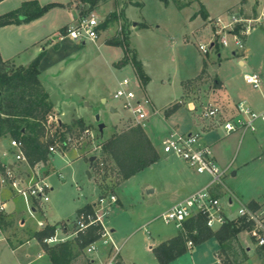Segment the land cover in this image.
<instances>
[{"label":"rangeland","instance_id":"obj_1","mask_svg":"<svg viewBox=\"0 0 264 264\" xmlns=\"http://www.w3.org/2000/svg\"><path fill=\"white\" fill-rule=\"evenodd\" d=\"M178 1L188 5L179 8L176 0H169L168 5L162 0H105L88 14H84L87 10L84 4L80 5V17L95 15L98 18L101 24L99 40L97 43L82 42L73 56L45 70L42 81L51 101L64 112L63 121L67 122L76 110L75 116H83L94 138L82 137L79 142L75 140L67 150L49 155L47 163L34 166L21 164V172L32 170L44 176L50 174L48 182L53 191L48 204L43 208L36 205L34 216L31 214L33 204H26L22 196L7 199L9 192L8 196H4L7 213L0 212L3 221L0 227V264L50 263L43 255L42 245L36 239L30 240L38 229V223L58 225L59 238L73 240L76 236L73 224L77 209L85 203L96 202L100 191L104 195L116 193L120 198V202L112 206L104 223L112 241L121 248V257L128 264H160L154 248L177 235L178 231H184V228L166 225L160 218L171 204L165 195L167 186L170 188L175 181L169 175L170 170L183 166V162L173 157L166 159L169 155L164 153L161 141L168 126L182 118L179 125L185 127L184 118L191 117L183 109L180 114L167 120V110L176 103H180L181 108L187 103H194L196 111L193 113L199 114L211 129V132L203 133L202 138L216 140L212 151L219 167L227 170L222 185L224 192L219 196L226 215L235 218L238 208L252 200L264 206V134L247 132L242 137L243 133L238 131L226 135L221 126L215 127L213 122L210 124L201 115L206 105L202 99L208 95L211 97V93L217 91V78L224 82L225 91L232 102H264V24L244 22L236 26V32L241 30L239 28L246 30L252 27L250 34L243 37V48L236 45L231 28H224L230 24L233 14L242 19H255L259 11L258 0ZM202 9L208 13V18H203ZM107 21V27L103 28ZM108 38L107 42L121 40L129 43L130 51L137 54L150 78L146 87L137 79L132 65H123L124 57L117 62L104 47ZM223 39L227 40V47L222 44ZM201 45L207 47V54L200 51ZM204 62L205 71L200 76ZM248 74L260 77L261 93L245 82L244 77ZM125 79L132 83L131 90L136 94V102H144L147 98L151 100V105L146 106L149 118L143 124L156 143L160 160L152 169L118 188L121 178L116 172L101 181V170L96 164L101 161L100 150L96 148L113 134L134 125L130 110L124 107L122 101L114 98L119 83ZM220 101L219 96H213L214 104L229 117ZM112 109L117 112H112ZM97 116L100 117L99 122L96 121ZM100 123L106 125L103 133L99 131ZM181 131L184 132L183 129ZM209 133L210 137L207 138ZM7 144L9 142L5 146ZM92 157L97 158L91 167ZM139 179H143L144 185L150 184L156 188V194L149 195L144 187L142 195L137 184ZM230 198L234 202L232 207L229 206ZM154 200L157 202L153 203ZM64 225H67L68 231L62 233ZM22 237L30 242L25 241L22 246L15 244ZM243 238L247 239V236L243 235ZM98 248H103V244H99ZM217 251L216 240L210 239L189 249L169 264H218ZM85 252L79 255L83 264H86Z\"/></svg>","mask_w":264,"mask_h":264},{"label":"trees","instance_id":"obj_2","mask_svg":"<svg viewBox=\"0 0 264 264\" xmlns=\"http://www.w3.org/2000/svg\"><path fill=\"white\" fill-rule=\"evenodd\" d=\"M2 1L4 0H0V2ZM75 1L84 4L85 7L89 6V9L84 11V14H88L105 0ZM162 1L166 5L169 4V0ZM176 3L179 8L188 5L181 4L178 0ZM55 7H61V5L41 6L37 1L25 2L20 8L0 16V27L28 24L41 18ZM114 14L116 15V13ZM201 14L204 19L209 16L204 9H202ZM108 22H105L103 28L107 27ZM66 30L67 28L63 29L61 33L65 34ZM109 43L123 49V65H132L137 79L146 87L150 78L144 70L143 63L138 60L137 54L130 51L129 43H124L121 40H112ZM55 48L58 49L59 46L57 45ZM45 57L46 52H42L29 66L17 67L10 61H4L0 54V144L10 139L22 142L24 154L30 166L47 163L49 146L53 143V139L48 135L45 126L49 116L54 115V106L49 93L39 78L41 74L40 64ZM204 71L203 68L200 76ZM219 85L220 81L216 79L215 87L218 88ZM180 108L181 104L176 103L167 110L166 115L169 116ZM88 128L84 119H75L70 124H59L55 137L63 143V148L67 150L69 148L68 137L79 138ZM100 146L99 159L101 161L96 164H99L101 170L99 173L101 181L107 179L110 173L116 172L122 183L160 160L156 146L141 125H131L127 129L113 134ZM0 170L3 171L4 168L1 167ZM251 204L256 207V204ZM93 212V206L88 205L78 210L77 214H91ZM2 223L3 221L0 219V227ZM57 226L47 225L32 236L42 245L53 264H72L87 246L98 241L104 233V228L101 225H92L85 233H78L74 240L50 246L44 240L55 235ZM183 228L184 231L179 232L176 237L154 248L153 251L160 264H169L185 254L189 250V247L187 248L188 242L197 246L212 238L219 241L222 247L220 256L222 262L226 264L228 252L237 244L238 235L244 231L245 225L241 219L237 218L214 231L207 227L204 217L198 216L184 223ZM74 244L78 247L77 252H75Z\"/></svg>","mask_w":264,"mask_h":264},{"label":"built area","instance_id":"obj_3","mask_svg":"<svg viewBox=\"0 0 264 264\" xmlns=\"http://www.w3.org/2000/svg\"><path fill=\"white\" fill-rule=\"evenodd\" d=\"M258 16L253 20L242 19L236 14L231 15L230 24L224 28L230 27L232 38L237 46L243 48L241 42L243 37L250 34L252 27L249 26L245 29L240 28L236 32L237 27L244 22L252 24H264V0H258ZM222 23V20L219 19ZM100 22L95 15L90 17H79L75 19L69 27H67L65 34H60V39L69 38L73 41L85 43L86 41H95L99 38ZM224 46H228L226 39L222 40ZM203 54L208 53L206 46L199 47ZM245 82L252 86L254 89H261V79L256 74H248L244 77ZM131 81L125 79L119 83V89L116 91L114 98L122 101L124 107L129 109L134 119V125L143 126L144 121L149 118L146 106L151 105L149 98L144 102H136V94L131 90ZM238 115L236 117H226L225 111L216 106L214 103H207L201 111L202 118L215 124V127L221 126L226 135L234 132H256L258 123H264V113H257L252 110L246 102H240L235 105ZM192 112L196 111V107L191 109ZM60 121L55 115H50L46 122V130L48 135L53 139V143L49 146V155L60 154L64 151L63 143L59 142L55 137ZM82 137L94 138V133L91 129H86L79 138L68 137L67 144L73 145V142H79ZM10 151L8 155L14 159L13 165L28 164L27 158L24 154V146L22 142L10 139ZM163 151L167 155H175L185 161L197 174H206L210 177V183L203 189L196 191L187 198L172 206L169 210L161 215L162 221L166 225H174L178 229H183L184 223L188 220L198 216L206 219V225L212 230H218L220 227L226 225L234 219H241L245 225L244 231L248 233L252 244L264 251V206L259 205L256 207L251 203L242 205L237 210L235 218H229L225 209L220 201V198L214 194V191L223 185V179L227 170L219 167L211 147L202 144L201 135L199 133L183 134L177 131H172L164 139L162 143ZM101 150V146L96 148ZM29 165V164H28ZM102 166V164H100ZM9 167L8 164L4 166V171L0 175V188H9L16 196H22L26 204H33L32 213L37 211V206L43 208L45 204L50 202V193L52 187L47 183L46 176L38 173H33L30 176L27 172H21V169ZM118 203L116 193L109 192L107 195H100L96 204L93 206L94 212L91 214L83 213L78 215L74 221L73 228L76 229V236L78 233H85L86 230L92 225H101L104 228V233L101 238L86 247V253L93 255L99 251L98 245L103 244L107 248L106 259L100 264H122L120 259V249L114 244L110 238V233L107 231L104 219L107 217L109 211L114 204ZM232 198L229 200V206H233ZM5 211L4 203H0V212ZM41 228L46 226L40 223ZM66 227V229H65ZM63 232L68 231L67 225H64ZM53 237L45 239L44 242L48 245L58 244L70 239L59 238L58 232ZM74 238V239H75ZM73 239V240H74ZM189 248L193 247L192 242H188Z\"/></svg>","mask_w":264,"mask_h":264},{"label":"crops","instance_id":"obj_4","mask_svg":"<svg viewBox=\"0 0 264 264\" xmlns=\"http://www.w3.org/2000/svg\"><path fill=\"white\" fill-rule=\"evenodd\" d=\"M30 1H37L41 6H46L49 4H58V5H61V7L49 10L44 16H42L41 18H39L33 22H30L28 24L8 25V26L0 27V54H1V57L4 61H10L11 63H13L17 67H20V66L21 67H27L40 53L46 52V57L42 60V62L40 64L41 74L39 77L40 81L42 82L43 86L45 87V84L42 81V76H43L45 70L47 71L48 69H50L52 66H54L57 63L64 62L69 57L73 56L74 53H76V51L79 49V46L81 43H79V44L75 43V41H73L69 38L60 39V34H61V31L63 29L72 25L73 21L80 17L79 10H80V5H82V4L77 3L75 0H4V1L0 2V16L16 10L19 7H21L23 3L30 2ZM100 8L102 10V6ZM86 9H87V7H86ZM109 39L110 38H108L104 42L103 45L109 52L112 53V55L115 57L114 58L115 61L120 62L121 59L124 57L123 49L121 47L111 45L109 42H107ZM98 40H99V38L97 40L91 41V42L97 43ZM83 44H85V43H83ZM57 45L59 46V48L56 50L55 47ZM115 61L113 62V64L116 63ZM205 66H206V62H204L202 70ZM202 70H201V72H202ZM201 72L199 73V75L201 74ZM199 75H197V76H199ZM196 77L188 79L187 81H191V80L195 79ZM218 80L220 81V85L218 86L217 91L216 92L213 91L211 93V97H210V95H208V96H205L202 100H203L204 104H207L209 102L214 103L213 102V96H215L216 98H218V96H219V98L221 100L220 103L225 106V108L227 109V110L226 109L225 110H226V112H228L229 116L236 117L238 115V112L236 111L235 105L239 102H234V101L232 102L231 96L227 95V93L225 91L224 82L220 79H218ZM187 81H184V82H187ZM184 82H182V96H184V91H183V83ZM45 89H46V87H45ZM253 90L256 91L255 89H253ZM257 91L261 93V89L257 90ZM182 96H181V98H182ZM178 101H176V102H178ZM217 101H219V100L217 99ZM242 102L247 103L248 101L246 100V101H242ZM173 103H175V102H173ZM173 103H170V104H173ZM247 104L255 112L264 113V102L261 103L259 101L252 100V101L248 102ZM53 106H54L53 107L54 115L62 123L70 124L75 119H84L83 116H75V113L77 112L75 110L74 114H72L69 117V120L67 122L63 121L62 116H64V112L59 110V108L54 103H53ZM194 107H196L194 103H187V105L184 106V108H180L179 110H177L176 112L172 113L169 116L165 115L166 119L169 120V119L174 118L176 115L180 114V112L183 109H186V111L189 112L188 114L191 117L188 119L184 118L185 127L183 126L181 128V125H179V122L183 120L182 118L177 119L178 123L176 122V123H173L172 126H168L167 130H165L164 138L161 141V145H162L164 139L172 131H177V132L183 133V134H188V133L192 132V133H199L201 135L202 144L207 145V146L211 147V149H212L214 143H216V140L213 139L214 141H212L211 139L205 140L202 138V134L205 132L206 133L211 132V129L208 128V125L204 121H202V119L199 117V114H197V113L194 114L192 112L191 109H193ZM142 127L145 129V131L148 134L152 143L156 146V143L153 140V138L150 136V134L148 133L146 126L143 124ZM181 129H183L184 132H182ZM196 131H198V132H196ZM246 133H243L242 137H244L246 135ZM251 133L264 134V123H258L257 131L251 132ZM210 134L211 133H209L207 138L210 137ZM6 142H9V141H6ZM6 142H2L0 144V149H1V151H0V164H1V167H3V168L6 164H8L10 168H12L14 166L13 165L14 159L12 156L8 155V152L10 151V147H9V144H7V146H5ZM6 147H8V150L6 149ZM156 148H157V146H156ZM214 156H215V159L218 163V159H217L215 154H214ZM4 157H7V159L5 160ZM80 157H83V156H80ZM170 157H173L175 160L183 162V166H182V168H173L170 170L169 175L175 181H174V185H172L170 188H169V186H167V189L165 191L166 197L169 198L168 201L171 202V204L168 206V208L165 210V212L167 210H169L172 206L177 204L178 202H180L183 199L190 196L191 194L205 188L210 183V177L208 175L197 174L195 172V170L192 169L185 161H183L182 159H180L179 157H177L175 155H169V156H167L166 159L170 160ZM156 164H157V162L155 164H153L152 166H150L149 168L138 173L137 175L131 177L130 179L123 181L119 185L118 188H120L122 184L128 182L129 180L136 178L137 176H139V174H141L147 170L152 169L154 166H156ZM23 165H17V166H14V168L21 169V166H23ZM3 171L0 170V175L3 173ZM28 173L30 174V176L33 175L32 172H30V171H28ZM88 174H89V172H88ZM49 176H50V174L46 175V181L51 186V184L48 182ZM203 176H205V177H203ZM233 176H235V173H233ZM137 184H138V188L141 190L142 195H143V188L144 187L146 190H148L149 195L152 196V195L156 194V188H152V185H150V184L144 185L143 179H139ZM52 191H53V188H52ZM8 192H9V196H8ZM223 192H224V190H223V187L221 185L214 191V194L219 197L220 194H222ZM5 195L8 196L7 199L13 198L16 195L12 190H10L7 187L1 189V191H0V202L4 203L5 212H6L7 203L4 202L6 199L4 197ZM100 195H102L101 191H100ZM155 201L156 200H154L153 203H155ZM96 202L85 203L83 206L79 207L76 212L78 213V210H80V209H82L88 205L94 206L96 204ZM119 202H120V198H118V203ZM250 203H254V205L256 204L257 206L263 205L260 202H258L257 200H252ZM33 214H32V216H34ZM77 216H78V214H77ZM40 223H43V222L38 223V226H37L38 229L36 231L43 229L40 227ZM43 225L47 226V225H53V224H49L46 222V223H43ZM113 232H115V231H113ZM179 232L180 231H178V234H179ZM177 235H175L174 237H176ZM243 235H246L247 239L243 238ZM58 237H59V232H58ZM174 237H172V238H174ZM172 238H170V239H172ZM31 239H35V238L31 237L30 240ZM170 239H167L165 241H168ZM212 239H215L217 244H218V251L216 252L218 264H224L222 262V258L220 256V251H221L222 247L216 238H212ZM25 241H26V243L30 242L29 239L22 237L20 239V242L16 241L15 244H18V246L19 245L22 246L25 243ZM165 241H163V242H165ZM163 242H161V243H163ZM10 245L13 246L14 243L10 244ZM118 248L120 249L121 263L122 264H128L126 262V260H124L121 257V248L120 247H118ZM193 248H194V246L189 248V249L192 250ZM74 249H75V252L78 251V247L76 244H74ZM42 250H43V247H42ZM106 253H107L106 247L100 248V250L96 254H93V255H90V254L85 252L84 256L86 259V264H100L101 262H103L106 259ZM228 254L229 255L226 258V264H264V251L262 249L255 247L252 244L248 233L245 231L241 232L238 235L237 244L234 245V247L232 248V250L230 252H228ZM43 255L49 259L50 263H48V264H53L51 262L49 256L46 254V252L44 250H43ZM222 257L225 258V256H222ZM39 258H42V255H39ZM72 264H83V262L80 260V257L77 256Z\"/></svg>","mask_w":264,"mask_h":264},{"label":"water","instance_id":"obj_5","mask_svg":"<svg viewBox=\"0 0 264 264\" xmlns=\"http://www.w3.org/2000/svg\"><path fill=\"white\" fill-rule=\"evenodd\" d=\"M88 9H89V6L87 7V10H88ZM112 112L116 113L117 111H116L115 109H112ZM96 121H97V122L100 121V117H99V116L96 117ZM59 123L61 124L62 122L60 121ZM105 128H106V125H105V124H103V123H100V124H99V131H100V133H103ZM96 158H97V157H92V158L90 159L91 167L93 166V162L96 160ZM89 175H90V173H89Z\"/></svg>","mask_w":264,"mask_h":264}]
</instances>
